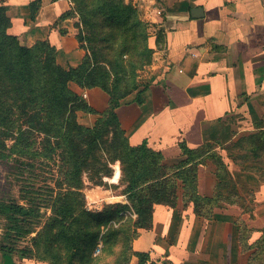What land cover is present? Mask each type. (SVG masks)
I'll use <instances>...</instances> for the list:
<instances>
[{
    "label": "trees",
    "instance_id": "trees-1",
    "mask_svg": "<svg viewBox=\"0 0 264 264\" xmlns=\"http://www.w3.org/2000/svg\"><path fill=\"white\" fill-rule=\"evenodd\" d=\"M70 2L72 9L62 18L79 17L75 27L79 31L82 27L83 32L77 40L86 51L81 64L70 69L59 65L57 50L49 42L21 45L8 33L7 8L0 7V145L6 147L3 139H12L14 155L56 156L59 160L61 182L52 201L53 216L28 250L35 259L49 264H131L132 258L144 264L147 255L135 251L133 242L139 238L138 229L148 227L151 204L166 203L168 190L175 189L178 180L193 186L197 200L212 201L197 194L198 174L193 169L212 150L191 159L186 155L178 165L167 167L163 155L146 143L139 147L129 143L117 109L130 95L142 92L139 76L154 54L149 47L150 25L124 0ZM72 83L104 91L109 96L107 111L95 110L71 89ZM79 113L100 119L94 127H86L78 122ZM187 152L194 154L188 148ZM117 162L130 203L122 208L133 211L138 221L132 227L103 232L102 214L86 209L83 177L102 186L106 177L113 176ZM122 237L126 238L124 244ZM100 244L101 253L95 255ZM10 249L0 247L4 264L13 255Z\"/></svg>",
    "mask_w": 264,
    "mask_h": 264
},
{
    "label": "crops",
    "instance_id": "crops-1",
    "mask_svg": "<svg viewBox=\"0 0 264 264\" xmlns=\"http://www.w3.org/2000/svg\"><path fill=\"white\" fill-rule=\"evenodd\" d=\"M124 1L150 25L149 47L154 51L139 76L142 92L117 109L133 147L146 143L162 153L171 148L181 152L185 143L190 149L201 147L211 142L210 129L235 115L252 118V126L239 125L230 143L249 132H264V0ZM0 7L7 8L8 33L21 45L49 42L65 68L81 64L86 53L77 40L76 19L62 18L72 9L70 0H0ZM197 8L203 9V18H193ZM82 96L100 113L109 108V96L99 88L82 89ZM165 116L169 121L162 130ZM114 167L118 178L109 183L117 186L120 163ZM204 167L199 165L198 190L210 197L214 189L203 190Z\"/></svg>",
    "mask_w": 264,
    "mask_h": 264
},
{
    "label": "rangeland",
    "instance_id": "rangeland-1",
    "mask_svg": "<svg viewBox=\"0 0 264 264\" xmlns=\"http://www.w3.org/2000/svg\"><path fill=\"white\" fill-rule=\"evenodd\" d=\"M75 19V24H80L79 17ZM80 31L83 32L82 27ZM70 87L82 96L83 88L74 83ZM98 119L100 116L93 114H78V122L86 127H94ZM168 121L166 116L161 118L160 129L164 130ZM179 121L184 118L179 117ZM261 122L264 125V119ZM239 125L251 127L252 118L235 115L227 118L224 125L214 126L210 129L211 142L188 148L194 154L187 152L185 142L181 152L171 148L162 153L151 148L166 158L167 167L178 165L187 156L191 159L212 150L207 164L202 162L206 165L203 190L213 188L214 192L205 197L198 190L199 196L212 201L197 200L193 186L178 180L177 187L168 190L166 203H150L153 214L148 227L138 229L139 238L133 242L135 251L147 255L144 264H264V132H249L230 143ZM3 142L6 147L0 145V247L14 251L7 264H49L35 259L28 248L53 216L52 201L61 182L59 160L56 156L19 157L13 154L12 139ZM193 169L199 175V167ZM112 177V182L118 178L117 174ZM109 179L106 177L99 186L87 175L83 177L86 209L102 214L103 232L132 227L138 221L133 211L122 208L130 206L124 195L126 183L110 185ZM118 194L126 198H112ZM121 239L126 243V238ZM98 250L95 255L101 253ZM2 259L0 251V264ZM131 264H139V259L132 258Z\"/></svg>",
    "mask_w": 264,
    "mask_h": 264
},
{
    "label": "water",
    "instance_id": "water-1",
    "mask_svg": "<svg viewBox=\"0 0 264 264\" xmlns=\"http://www.w3.org/2000/svg\"><path fill=\"white\" fill-rule=\"evenodd\" d=\"M192 16L195 19L203 18V16H204L203 9H201V8L194 9L192 11Z\"/></svg>",
    "mask_w": 264,
    "mask_h": 264
},
{
    "label": "built area",
    "instance_id": "built-area-1",
    "mask_svg": "<svg viewBox=\"0 0 264 264\" xmlns=\"http://www.w3.org/2000/svg\"><path fill=\"white\" fill-rule=\"evenodd\" d=\"M100 250H98L97 252H99Z\"/></svg>",
    "mask_w": 264,
    "mask_h": 264
}]
</instances>
